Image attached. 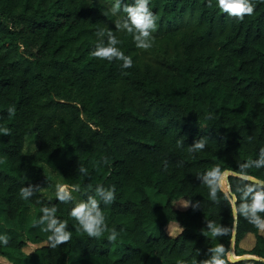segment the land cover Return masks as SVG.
Here are the masks:
<instances>
[{
    "label": "trees",
    "instance_id": "obj_1",
    "mask_svg": "<svg viewBox=\"0 0 264 264\" xmlns=\"http://www.w3.org/2000/svg\"><path fill=\"white\" fill-rule=\"evenodd\" d=\"M251 2L253 13L239 19L215 0H149L155 28L144 49L123 27L135 0H0V129L8 130L0 132V206L10 221L22 220L28 204L37 215L55 208L71 232L56 248L49 232L14 236L0 244L5 263L70 264L77 252L80 264H204L222 243L225 264H264L261 229L240 213L235 228L223 195L212 201L197 176L219 166L225 190L264 183V167L246 175L239 167L264 148V0ZM109 34L131 67L91 55ZM30 135L38 147L27 154ZM202 138L205 148L189 152ZM43 164L84 202L97 200L106 225L99 237L70 216L73 199L44 195L54 181ZM97 187L113 188L114 200ZM22 188L31 189L26 199ZM151 190L165 202L153 205ZM208 220L229 233L206 235Z\"/></svg>",
    "mask_w": 264,
    "mask_h": 264
},
{
    "label": "clouds",
    "instance_id": "obj_2",
    "mask_svg": "<svg viewBox=\"0 0 264 264\" xmlns=\"http://www.w3.org/2000/svg\"><path fill=\"white\" fill-rule=\"evenodd\" d=\"M211 4V0H209ZM216 7L222 13L229 16H235L243 19L245 15H251L254 10V5L251 0H215ZM118 6V5H117ZM128 14V19L123 27L128 32L133 33V40L136 42L138 48L147 49L151 46V30L155 28V17L149 8V0H135L133 5L125 7ZM121 27V25H117ZM117 39L109 34V39L106 45H97L91 52L92 56L99 58H107L112 60L122 61L121 68H129L132 66V58L125 55L116 45ZM11 115L14 113V107L7 109ZM7 129H0V132L7 133ZM206 140L199 139L192 146L188 148L189 152H196L205 148ZM256 168L264 167V148L260 149L259 156L254 161L240 164V174L246 175V170L250 166ZM201 183L207 186L208 196L212 201H218V192L223 195V198L231 207V214L233 217V225L236 222L237 213L243 215L247 222L255 226L257 229H264V183L244 184L238 187L235 191L225 190L226 175L219 166H214L203 173H197ZM97 192L102 195L106 203H111L115 198L113 188L105 190L102 187H97ZM239 193V195H237ZM31 194L30 188H22L20 195L26 199ZM56 197L61 202H66L72 199L70 192L63 185H57ZM240 201L237 203V201ZM41 212L44 213L42 217L38 218L37 222L46 221L44 231L49 232L48 240L51 242V247L56 248L62 242L68 241L71 237V232L66 229V222L61 221L55 216L56 209L42 207ZM70 216L75 218L82 230L92 237H99L104 231L105 217L98 207V202L94 198H90L87 202L76 203L71 208ZM208 231L206 235L210 234L212 237H218L229 233L226 226L217 225L213 221L208 220ZM117 237V232L114 229L108 236L107 240L114 241ZM7 236L0 235V244H7ZM210 251L213 253L211 258L204 262V264H225V248L222 243L214 245Z\"/></svg>",
    "mask_w": 264,
    "mask_h": 264
},
{
    "label": "rangeland",
    "instance_id": "obj_3",
    "mask_svg": "<svg viewBox=\"0 0 264 264\" xmlns=\"http://www.w3.org/2000/svg\"><path fill=\"white\" fill-rule=\"evenodd\" d=\"M110 1L116 2L117 0H110ZM37 147H38L37 136L36 135L28 136L25 142V147H24L25 153L30 154L33 151H35ZM42 166L45 169H47L50 178L54 181V186L43 190L44 194L49 199H53L56 197V188H57V185L59 184V185L65 186L66 189L70 192L71 196L75 197L77 201L76 203L84 202L81 200L82 197H80V194L76 192L73 188H70L65 183V180L62 177L61 173L52 170L47 165L43 164ZM225 188H226V182H225ZM73 192H76V195ZM149 194H150V199L153 205H160V204H163V202H165V198L162 195L158 194L156 191L151 190L149 191ZM27 212L28 213L26 215V218H23L20 221H10L6 219L7 217H6L5 206L4 205L0 206V235L7 236L8 239L14 236H20L23 240L25 239L30 240L34 238L35 236H39V235L46 236L47 232L44 231V227H46V221L37 222L38 218L43 216V213L34 216V215H30L29 211ZM166 230L169 234L176 235L180 231V227L177 223H170L166 227ZM207 231H208V228H206L205 233ZM261 232L264 234V229H261ZM208 235L211 236L210 234ZM254 241H255V238L253 236L251 237L248 236L244 240H242V244L245 247L250 248L253 246ZM42 244L43 242L37 243V244L29 243L28 245L24 247V250L26 252H31L34 249V247L38 245H42ZM80 260H81V255L76 252L71 256L70 264H80ZM0 264H7L3 261L1 256H0Z\"/></svg>",
    "mask_w": 264,
    "mask_h": 264
},
{
    "label": "crops",
    "instance_id": "obj_4",
    "mask_svg": "<svg viewBox=\"0 0 264 264\" xmlns=\"http://www.w3.org/2000/svg\"><path fill=\"white\" fill-rule=\"evenodd\" d=\"M44 168V167H43ZM46 171H47V169H45ZM48 172V171H47ZM44 193V192H43ZM75 195H76V192H73ZM45 195V194H44ZM46 196V195H45ZM47 197V196H46ZM81 197V196H80ZM48 198V197H47ZM56 198V197H55ZM54 199V198H53ZM72 199H73V201L76 203L77 201H76V199H75V197L74 196H72ZM81 200L83 201V199L81 198ZM29 209V210H28ZM27 211H29V214L30 215H34V216H36L37 215V211H36V209H35V207L32 205V204H28L27 205V208H26V211H25V214H24V218H26V215H27ZM28 214V215H29ZM43 215H44V213H43ZM7 217V216H6ZM6 219H8V218H6ZM9 220V219H8ZM47 236V235H46ZM45 236V237H46Z\"/></svg>",
    "mask_w": 264,
    "mask_h": 264
},
{
    "label": "water",
    "instance_id": "obj_5",
    "mask_svg": "<svg viewBox=\"0 0 264 264\" xmlns=\"http://www.w3.org/2000/svg\"><path fill=\"white\" fill-rule=\"evenodd\" d=\"M226 175V180H227V175H228V173H226L225 174ZM237 227V218H236V222H235V228ZM235 239H236V234H234V236H233V238H232V248L234 247V242H235ZM232 257H234L235 258V256H234V254H232ZM245 258V257H244ZM236 259H237V257H236Z\"/></svg>",
    "mask_w": 264,
    "mask_h": 264
}]
</instances>
